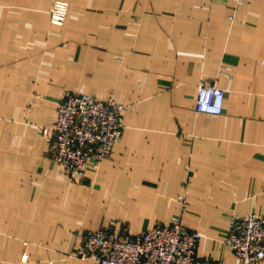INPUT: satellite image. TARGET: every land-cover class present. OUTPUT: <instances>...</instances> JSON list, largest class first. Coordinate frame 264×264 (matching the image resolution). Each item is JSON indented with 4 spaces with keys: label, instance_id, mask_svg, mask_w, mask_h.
<instances>
[{
    "label": "crops",
    "instance_id": "1",
    "mask_svg": "<svg viewBox=\"0 0 264 264\" xmlns=\"http://www.w3.org/2000/svg\"><path fill=\"white\" fill-rule=\"evenodd\" d=\"M238 1L0 0V264H93L72 255L78 232L173 216L200 235L196 259L236 264L231 216L264 214V0ZM200 84L224 92L219 116L195 112ZM65 92L127 107L109 157L78 176L51 160Z\"/></svg>",
    "mask_w": 264,
    "mask_h": 264
},
{
    "label": "built area",
    "instance_id": "2",
    "mask_svg": "<svg viewBox=\"0 0 264 264\" xmlns=\"http://www.w3.org/2000/svg\"><path fill=\"white\" fill-rule=\"evenodd\" d=\"M239 0L236 7L243 6ZM66 2H52L49 23L61 27L68 13ZM233 16H229L233 20ZM229 69L219 73L228 76ZM39 99L34 96L32 103ZM224 92L200 84L196 90L195 112L209 116L222 113ZM127 107L113 99L101 100L89 95L65 92L55 108V121L50 129L53 137L51 160L70 176L80 175L88 162L99 164L109 157L118 143L124 126L121 115ZM46 135L47 130H42ZM177 200L187 206L183 196ZM73 257L91 260L93 264H225L195 257L200 235L188 231L180 216H173L167 225H155L138 235H127L113 229L78 232ZM224 245L231 251L236 264H259L264 260V214L250 213L230 218ZM26 256L21 258L25 262Z\"/></svg>",
    "mask_w": 264,
    "mask_h": 264
}]
</instances>
